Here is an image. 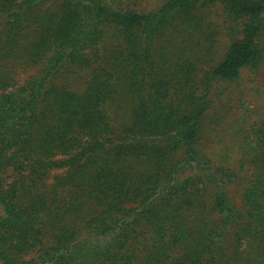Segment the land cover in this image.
I'll list each match as a JSON object with an SVG mask.
<instances>
[{
    "label": "trees",
    "instance_id": "trees-1",
    "mask_svg": "<svg viewBox=\"0 0 264 264\" xmlns=\"http://www.w3.org/2000/svg\"><path fill=\"white\" fill-rule=\"evenodd\" d=\"M0 264H264V0H0Z\"/></svg>",
    "mask_w": 264,
    "mask_h": 264
},
{
    "label": "rangeland",
    "instance_id": "rangeland-1",
    "mask_svg": "<svg viewBox=\"0 0 264 264\" xmlns=\"http://www.w3.org/2000/svg\"><path fill=\"white\" fill-rule=\"evenodd\" d=\"M251 85L242 83L237 89L230 88V91L223 90V98L227 101L230 112H226L225 119L219 124H212L211 132L205 136V148L214 160L219 161L220 157L224 156L226 151L233 152L239 142L240 134L238 133V121L242 122L243 117L245 120L247 116H258L261 113L262 105L258 94L253 90L256 81H248ZM221 91L222 87H216ZM223 89V88H222ZM219 96L216 98V100ZM250 112L249 114H247ZM241 179L243 181L241 182ZM247 174L242 175L238 182L230 186V196L234 199L235 203L240 204L243 190L247 184Z\"/></svg>",
    "mask_w": 264,
    "mask_h": 264
}]
</instances>
